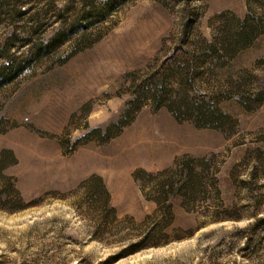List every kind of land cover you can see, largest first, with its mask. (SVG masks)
<instances>
[{"label":"rangeland","instance_id":"1","mask_svg":"<svg viewBox=\"0 0 264 264\" xmlns=\"http://www.w3.org/2000/svg\"><path fill=\"white\" fill-rule=\"evenodd\" d=\"M7 3L0 0V41L16 24ZM247 3L193 0L200 12L195 38L210 37L214 15L224 10L243 15ZM183 6V0H132L91 47L63 63L44 56L0 86V150L9 148L18 159L6 173L16 178L25 201L36 200L17 211L0 210V264H264V223L253 227L264 217V101L247 111L237 95L221 100V108L237 119L235 130L199 128L178 121L166 107L150 105L121 129L115 123L135 77L176 41ZM243 69L264 82V34L237 52L216 78L226 81ZM160 122L174 126L185 141L152 159L139 148L128 150L141 130ZM112 123L118 132L107 137L103 131ZM211 153L219 154L225 216L207 219L174 198L165 240L120 255L139 238L144 227L136 229L156 207L142 196L133 172L165 168L183 154ZM118 160L126 162L115 175ZM92 175L103 178L119 226L98 224L100 211L88 199L78 204L73 192Z\"/></svg>","mask_w":264,"mask_h":264},{"label":"trees","instance_id":"2","mask_svg":"<svg viewBox=\"0 0 264 264\" xmlns=\"http://www.w3.org/2000/svg\"><path fill=\"white\" fill-rule=\"evenodd\" d=\"M130 1L8 0L16 24L0 41V86L9 76L29 69L44 56H52L50 58L56 59L55 62L63 63L91 47L115 24L118 10ZM183 2V21L176 41L156 65L148 67L141 77L133 80L132 96L119 121L115 122L119 129L129 124L144 106L150 105L153 109L166 107L178 121H189L199 128L235 130L237 119L221 108V100L237 95L247 111L263 103L264 82L250 70L232 74L226 81L218 80L216 75L237 52L264 34V0H248L243 15L232 10L219 12L210 21V37L197 38L196 23L200 12L193 0ZM65 43L69 49L63 48ZM115 123L103 131L107 137L118 132L113 129ZM218 156L217 153L183 154L165 168L133 172L142 196L154 202L156 207L140 222L142 227L136 229L138 232L144 227L137 233L139 238L125 245L120 255L165 240L164 230L174 217V198H179L181 205L189 211L202 210L207 219L225 216L227 210L223 209L219 187ZM17 162L11 149L0 150V210L13 212L36 202L35 199L25 201L16 186V178L6 173V169ZM73 194L78 198V204L83 198L88 199L100 211L98 224L120 225L121 220L110 203V193L101 176L92 175L82 180ZM261 222L264 223V217L255 219L253 227ZM124 224L125 228L129 227Z\"/></svg>","mask_w":264,"mask_h":264},{"label":"bare ground","instance_id":"3","mask_svg":"<svg viewBox=\"0 0 264 264\" xmlns=\"http://www.w3.org/2000/svg\"><path fill=\"white\" fill-rule=\"evenodd\" d=\"M184 141L185 136L174 126L166 125L164 122L150 123L147 128L141 130V132L134 138V142H130L128 150L139 148L145 152L147 158L152 159L159 153L169 151L179 146ZM125 152L126 150L122 151L123 157L125 159L130 158ZM123 162H126V160H118V162L113 165L114 169L112 170L115 175H119L122 171L118 168H120ZM110 164L111 163H108V165Z\"/></svg>","mask_w":264,"mask_h":264}]
</instances>
